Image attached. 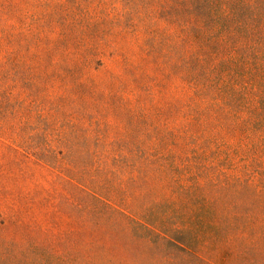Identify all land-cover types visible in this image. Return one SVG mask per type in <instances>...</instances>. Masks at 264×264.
<instances>
[{"label": "rangeland", "instance_id": "1", "mask_svg": "<svg viewBox=\"0 0 264 264\" xmlns=\"http://www.w3.org/2000/svg\"><path fill=\"white\" fill-rule=\"evenodd\" d=\"M76 1L0 0L9 10L8 21L0 14V257L167 264L170 251L152 232L132 235L118 217L91 211L83 188L32 154L53 150L64 165L78 163L86 158L73 149L90 143L149 148L144 171L117 163L120 193L111 206L138 223H197L201 235H214L213 224L234 226L224 242H203V264H264V149L223 110L186 114L184 49L166 24L157 41L148 21L165 15L164 0H135L145 7L135 24L129 15L88 24L73 11ZM103 21L105 31L91 30ZM35 82L47 91L30 97ZM186 122L209 140L184 137Z\"/></svg>", "mask_w": 264, "mask_h": 264}, {"label": "trees", "instance_id": "2", "mask_svg": "<svg viewBox=\"0 0 264 264\" xmlns=\"http://www.w3.org/2000/svg\"><path fill=\"white\" fill-rule=\"evenodd\" d=\"M142 2L77 0L73 11H78L79 16L88 19V24L100 18L107 20L113 18L116 21L119 20L116 18L117 15H129L128 18L133 19L136 13H142L145 9ZM163 2L158 7L160 9L162 6L165 7L167 10L165 15L151 14L148 19L149 26L155 28L152 35L158 41L160 34L158 30L161 25L166 24L184 49L185 63H188L184 74L190 92L187 93L186 114L189 117L202 119L204 115H214L223 110L224 113L231 115L235 127L240 130L243 127L248 132L249 138L253 136L255 141L252 142L255 147L264 149V0H164ZM150 6L155 10V5ZM0 14L8 21L9 10L6 6L0 5ZM27 17H29L28 13L25 19ZM133 20L135 24V19ZM31 22L32 28L36 26L33 16ZM104 24L103 21L100 26L93 25L91 30L103 32L106 30ZM114 28L121 29V22L115 24L112 29ZM96 50L97 47L88 52L89 60L95 57ZM71 76L73 78L70 82L74 83L78 82L75 81L77 77H81L77 69H74ZM85 76L82 75V78ZM62 82L67 84L66 81ZM35 84L36 86L31 89L30 97L32 93L37 95V90L47 91V87L42 91L40 83L35 82ZM75 87L84 89L86 85L79 83ZM191 125L193 124L186 122L184 137H192L195 143L209 140V136L202 137L190 133ZM74 150L86 160L78 163L68 161L67 165H64L63 160L53 150L34 151L32 154L41 162L63 170L71 182L83 188L91 211L108 212L118 217L127 224L132 235L136 230L152 232L159 244L170 251L167 264H203L201 253L209 244L202 246L203 242L212 240L213 244L222 243L226 240L223 238L224 231H236L234 226L213 224L214 235L211 233L201 235L197 223V227L190 222L179 227L150 219L149 223L135 222L126 211L111 206L120 193L112 183V178L118 176L119 170L116 166L120 161H124L126 170L131 169L133 173L138 170L144 171L146 164L149 163V148L134 145L119 148L114 144L88 143ZM204 212L206 211L197 212L199 219L200 216L201 218L204 216ZM213 214L220 213L213 211ZM153 215L157 217L156 213ZM190 217L191 215H188V219ZM131 223L134 225L132 226ZM196 245L200 249H197ZM28 259L23 256L8 259L0 257V264H34ZM59 264L66 263L62 259Z\"/></svg>", "mask_w": 264, "mask_h": 264}]
</instances>
